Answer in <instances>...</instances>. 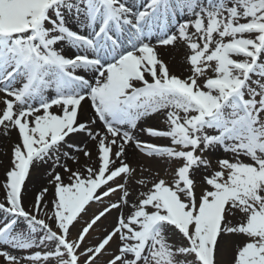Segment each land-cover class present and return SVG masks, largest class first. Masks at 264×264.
<instances>
[{"label": "snow or ice", "instance_id": "snow-or-ice-1", "mask_svg": "<svg viewBox=\"0 0 264 264\" xmlns=\"http://www.w3.org/2000/svg\"><path fill=\"white\" fill-rule=\"evenodd\" d=\"M178 43L190 53L186 78L157 52ZM0 93V126L19 137L0 202L6 264H97L113 242L104 264H217L226 235L241 238L232 264H264V0H0ZM84 102L93 116L81 122ZM158 113L167 129L141 131L169 145L136 134ZM97 121L102 130H94ZM80 133L96 143V167L61 163H78L62 146L92 159L66 139ZM128 147L179 162L173 179L157 172L138 180L147 191L130 202L136 170L125 160ZM217 149L229 156L217 159L198 195L193 172L210 167L203 154ZM49 160L52 210L39 218L48 189L25 210L23 186L30 168ZM113 211L114 226L85 247Z\"/></svg>", "mask_w": 264, "mask_h": 264}, {"label": "bare ground", "instance_id": "bare-ground-1", "mask_svg": "<svg viewBox=\"0 0 264 264\" xmlns=\"http://www.w3.org/2000/svg\"><path fill=\"white\" fill-rule=\"evenodd\" d=\"M137 2H139V0H127V3L130 6L137 5ZM157 52H158L159 58H161L167 64L172 74H175L181 78H186L189 75L190 71H189L188 63L186 61V56L188 55L189 51L183 43H178L174 47L173 46H166V47L161 46L157 49ZM2 97H3V94L0 93V98ZM3 107L4 105L0 103V109H2ZM53 111H55V109H53ZM161 114L162 113L154 114L151 117L146 118L147 122H151V123L161 122V124L163 125L165 122V116L163 119ZM92 116H93V112L90 107V103L84 102L79 112V121L84 122V121L90 120ZM93 127H94V130H102V125L100 124L99 121H97V124ZM149 127H152V126H149ZM142 128L144 127L138 126V128L135 130L136 134L140 137V139L145 140V141H151V142L155 140V141H160L161 143L164 141H167L166 139H163V138L149 137L147 134L141 131ZM16 136H18V133L16 130L14 129L8 130L7 134H5V129L2 127V129L0 130V147L5 146V147H9V149L11 148L12 150L13 147L17 143H19V138L18 137L16 138ZM71 144H75L77 147L90 151L92 154V159L91 160L86 159L83 155V152H80L79 154H77V151H73L71 149L65 148L64 150H61V151L67 150L70 152V155H73V157L78 158V163H74L72 159L69 160L68 162L65 161V163H67L69 167L73 168L74 170L77 168H80L81 170H83V166L85 164L90 165L92 167H94L93 166L94 164H97L98 160L96 158L97 156L96 155L97 154L96 143L92 141L85 133H83L76 140L74 139L71 142ZM155 144H157V142ZM228 156L229 154L227 155L226 153H221L217 150L207 152L206 157H209L208 160L211 162L210 167L205 168L203 166V167L197 168L193 172V178L197 182L196 191L199 194L204 188L208 187L204 183L203 178L211 174L209 172L210 168L213 167V170L217 168V164L216 163L214 164V161L217 162L218 158H224ZM62 160H63V157H61V161ZM125 160L131 167H133L136 170L133 178L128 181V190L131 193L128 199L130 202H132V201H136L139 198L140 192L147 191V188L138 185L137 181L143 179V180L151 182L157 172L159 173V175H161L160 171L162 169L163 162L159 159H151V158L146 157L144 154L136 150L134 147L127 148V155L125 157ZM170 163L171 161L168 162V164ZM10 166L11 165L7 167V163L5 162V159H3L2 156H0V198L2 200H4V197H5V192H4L2 185L6 178V172L4 174V178L1 177V175H3L2 170L6 169L5 167L9 169ZM55 170L56 172H60L61 175L65 177V182H67V176L63 172V168L57 167L55 168ZM49 171H53L52 163L50 161L48 163L37 164L30 168V174L26 178L25 185L23 187V196H22V201L25 202L26 205L28 204L27 202H29L31 197H35L44 188L48 189L46 200L50 198V196L52 195L53 187L49 183L52 177L48 178L47 176ZM148 186L150 187L151 184L149 183ZM117 193L114 196H116ZM112 198L113 197H111V199ZM115 200L117 199H114L113 201ZM131 210L132 209L130 207H125L123 209L125 215H127ZM117 215H118L117 211H113L111 215H108L105 219H103L102 222L97 227V229L91 233V235L87 238V240L92 238L94 235L98 234L99 232H101L102 231L101 229L106 227L108 223H112L113 220L116 222ZM173 239L178 240L179 237H173ZM240 240H241L240 237L230 236V235H226L220 240L219 248L216 254L217 264H232L234 251H235L237 243H239ZM116 247H117L116 243L113 242L110 248L114 249Z\"/></svg>", "mask_w": 264, "mask_h": 264}, {"label": "rangeland", "instance_id": "rangeland-1", "mask_svg": "<svg viewBox=\"0 0 264 264\" xmlns=\"http://www.w3.org/2000/svg\"><path fill=\"white\" fill-rule=\"evenodd\" d=\"M188 54H190L189 52H188ZM188 67H189V71H190V65L188 64ZM191 73H189V75H190ZM161 116H162V118L164 119V113H162L161 114ZM139 126L140 127H149V126H152L153 128H157V129H160V130H166L167 129V124H166V122H164V124L162 125L161 124V122H157V123H151V122H147V119H144V120H142L141 122H139ZM2 129V128H1ZM18 133V132H17ZM83 134V133H82ZM81 133L80 134H77V135H74V136H70V138L68 139V143L69 144H71V142L75 139H77V138H79L81 135H82ZM18 136H16V138H17ZM19 138V137H18ZM163 139H166V138H163ZM167 141H164V142H162L164 145L165 144H167V145H169L170 144V141H168V139H166ZM149 142H151V141H149ZM157 142V144H160V145H163L160 141H155V140H153L151 143H156ZM65 148L62 146V148H61V150H64ZM217 151H219V152H221V153H225V152H223L222 150H219V149H217ZM80 152H78L77 151V154H79ZM227 155H228V153H226ZM97 155V154H96ZM204 155V157L205 158H207V159H209V157H206L207 156V152L206 153H204L203 154ZM0 156H2L3 157V159H5V162L7 163V167L9 166V165H11V159H12V150H11V148L9 149V147H0ZM73 156V155H72ZM96 158H97V156H96ZM215 159H216V157H215ZM69 160H71V159H68V160H66L67 162L69 161ZM51 163H52V165H53V161L52 160H49ZM48 161V162H49ZM163 162V161H162ZM61 163H65V160H64V158H63V160L61 161ZM217 164V162H215L214 161V164ZM97 164H98V162H97ZM97 164H94L93 166L94 167H96L97 166ZM37 165V164H36ZM45 165V164H44ZM179 166V162H177V161H171V163L170 164H168V162L167 163H162V169H161V175L160 176H162V177H164L166 180H169V181H171L172 179H173V172H174V170L177 168ZM7 167H5L6 169H3L2 170V173H3V175H1V177L2 178H4V174H5V172H7L9 169H7ZM11 167V166H10ZM201 167H203V166H201ZM58 168H62V167H58ZM200 168V167H199ZM216 169V168H215ZM56 171V170H55ZM213 171V167L212 168H210V173ZM53 171H49L48 172V178H51V175H50V173H52ZM118 182H121V181H118ZM24 187V186H23ZM52 193H53V188H52ZM197 194L199 195V193L197 192ZM121 196V193H119V191H118V193H117V195L116 196H112L113 198V200L114 199H118L119 197ZM53 199V195H51L50 196V198H48L46 201L48 202L47 203V207L46 208H44L39 214H38V216H39V218H44V213L45 212H50L51 210H52V204L50 203V201ZM34 200H35V197H31L30 198V200H29V202H27L28 204L26 205V203L25 202H23L22 201V204H23V207L25 208V210H29V209H31L32 207H33V205H34ZM0 202H5V200H2L1 198H0ZM98 207V205H95V204H93V206H92V208L89 210V216L96 210V208ZM88 217H85L84 219H87ZM5 219H7V217L5 216V214L3 213V212H0V225H2V223L4 222V220ZM232 220H233V223H236L237 222V219H238V216L237 217H233V218H231ZM49 223H51V221H49ZM83 224V221H81V223L80 224H77L76 225V227L75 228H73L72 229V236H73V238H75L76 237V235H77V232H78V230L81 228V225ZM114 224H115V221L113 220V222L112 223H108L107 225H106V227H104V228H102L101 230V232H99L98 234H96V235H94L92 238H90V239H88V240H86L85 241V247H88V246H91V245H93V244H95L96 243V241H97V239L98 238H100V237H102L103 235H104V231H105V229H111L113 226H114ZM39 235V234H38ZM231 236V235H230ZM10 250V249H9ZM48 250H50V249H47V248H41V249H36V248H34V249H31L30 251H32V252H34V251H48ZM10 251H12V250H10ZM116 251V248H114V249H111V248H109V250H108V252L107 253H105V255L104 256H102L101 258H100V260H98L97 261V264H104V262L105 261H107L109 258H110V256H111V254L112 253H114ZM12 254L13 255H18V256H26V255H28V253H26V252H18V251H12ZM0 264H6V261L4 260V258L3 257H0ZM23 264H31V262H27V261H25V262H23ZM38 264H55V261L54 260H50V261H48V262H38Z\"/></svg>", "mask_w": 264, "mask_h": 264}]
</instances>
